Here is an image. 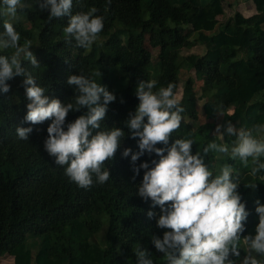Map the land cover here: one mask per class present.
I'll return each instance as SVG.
<instances>
[{
  "label": "trees",
  "instance_id": "trees-1",
  "mask_svg": "<svg viewBox=\"0 0 264 264\" xmlns=\"http://www.w3.org/2000/svg\"><path fill=\"white\" fill-rule=\"evenodd\" d=\"M224 1L73 0L72 14L94 7V15L104 21L98 39L84 49L74 38L66 42L68 17L49 20L48 9L40 7L44 0H21L23 7L15 17L3 14L0 0V34L8 21L20 34L21 46L31 41L29 50L39 67L21 57L22 67L45 89V95L75 104L78 93L67 84L68 77L84 75L95 80L116 96L100 130L118 127L125 132L114 158L103 165L110 172L109 180L100 184L93 174L92 186L81 188L65 175L67 165H57L56 157L45 149L51 120L24 121L29 102L22 86L25 77L9 80L10 91L0 92V257L9 255L13 264H137L135 251L141 248L149 252L146 259L166 264L152 242L153 236L162 239L165 230L156 227L157 217L147 216L149 210L158 213L159 206L152 208L151 199L145 201L137 194L144 170L133 179L131 154L123 156L126 148L139 150L138 138L130 137L125 121L139 104L135 92L141 81H157L154 92L172 83L176 94L181 74L193 72L194 77L188 75L183 82L182 120L168 146L175 139H191L193 154L203 155L211 142L231 149L237 137L221 135L224 130L217 132V125L226 126L227 121L237 129L264 125V0H252L258 16L242 20L250 34L240 35L235 29L234 38L228 32L229 18L217 22L225 12ZM203 23L215 27L205 30ZM196 46L202 53L181 55ZM14 51L0 50V55L10 57ZM86 111L69 112L65 130ZM17 127L32 129L27 140L18 137ZM261 133L253 131V136L264 141ZM153 159L159 157L145 153L136 165ZM259 159L264 163V156ZM204 163L213 176L225 165L232 167L249 212L244 235H254L259 222L254 202L259 199L264 204V170L251 175L252 158L245 165L239 158L232 159L230 152L210 150ZM240 250V258L232 257L236 264L245 254L243 243Z\"/></svg>",
  "mask_w": 264,
  "mask_h": 264
},
{
  "label": "clouds",
  "instance_id": "clouds-1",
  "mask_svg": "<svg viewBox=\"0 0 264 264\" xmlns=\"http://www.w3.org/2000/svg\"><path fill=\"white\" fill-rule=\"evenodd\" d=\"M3 14L15 17L18 8H22L21 0H2ZM73 0H44L41 9L47 8L48 19L68 17L64 31L67 39L74 38L77 46L90 49L103 30L102 16L94 15L97 9L72 14ZM4 32L0 34V50L14 49L9 57L0 55V92L8 93L7 83L14 77L23 76L22 86L27 113L24 121L40 124L51 120L47 128L48 139L46 151L56 157L55 163L67 165L65 175L81 188H89L93 184V174L100 184L109 180L110 172L103 170L106 161L112 160L125 132L118 127L101 131V121L105 119L108 105L116 100V96L105 86L84 75H70L67 84L74 86L78 95L75 104L62 103L59 99H49L45 89L38 85L33 75L22 67L21 57L34 67L39 62L30 51L31 41L21 46L20 34L13 24L5 21ZM157 81H141L136 88L139 100L134 113H129L125 125L130 137L137 139L138 151L131 148L123 151V156L131 154L133 179L144 170L137 194L145 201L151 199L152 208L159 206V212L149 210V218L157 217L156 227L164 229L163 237H152L158 252L163 254L166 264H236L232 257H241L240 245L245 246V254L240 264H264V204L259 199L254 203L258 214L255 234L244 235L245 223L249 216L246 204L238 191V177L233 176V169L225 165L218 175L204 163V156L210 150L228 154L232 159L239 158L247 165L251 157L254 167L251 175L255 176L264 170L260 157L264 156V141L253 136V131H264V125H256L253 129H237L231 121L225 125H217V132L237 137L231 149L227 144L211 142L200 152L193 154V140L175 139L169 145L172 133L181 124L183 108L180 98L174 93V84L160 87L153 91ZM123 102V101H121ZM87 111L67 124L69 112ZM95 130V131H94ZM32 129L17 127L20 139L27 140ZM165 147H156V145ZM145 153L155 154L153 159L136 161ZM166 153V154H165ZM151 164V166H150ZM255 189L256 185H249ZM137 264H154L146 259L149 252L138 248L135 251Z\"/></svg>",
  "mask_w": 264,
  "mask_h": 264
},
{
  "label": "rangeland",
  "instance_id": "rangeland-1",
  "mask_svg": "<svg viewBox=\"0 0 264 264\" xmlns=\"http://www.w3.org/2000/svg\"><path fill=\"white\" fill-rule=\"evenodd\" d=\"M230 3L232 4L231 1H230ZM228 4L224 3L225 12H224V14L222 16H219L217 18V22H224V21H226L229 18L230 19V23H229L228 32L231 33L233 38L236 36L235 29L237 30V32L240 33V35H241V33L242 34H250V32L248 30L243 28L244 23L242 22V20L243 21H251L250 20L251 17H248V18L244 17L243 18L238 11L235 12V10H234L235 6L234 5L229 6ZM203 27H204L205 30H211L213 27H215V24H213V23L212 24L203 23ZM231 42H235L236 43V40L231 39ZM146 47L149 49V51L152 53V55H155V53H156L155 50H151L148 45H146ZM189 53H202V48L200 46H196V47L192 48L191 50H184L181 55L183 56V55H187ZM188 75H191L192 78L194 77L193 72H191L190 74H185V73L181 74L180 84H179L178 90L176 92V95L180 99H181V95H182V85H183V82L185 81V79L188 77ZM194 90L196 92L199 91L198 82H195ZM199 104H201V101H199L198 105ZM259 136H260V138L264 139V134L261 133ZM99 236H101V238L98 237V242L102 244V235L99 234ZM12 259L13 258L10 257L9 255L2 256V257H0V264H13V260Z\"/></svg>",
  "mask_w": 264,
  "mask_h": 264
},
{
  "label": "crops",
  "instance_id": "crops-1",
  "mask_svg": "<svg viewBox=\"0 0 264 264\" xmlns=\"http://www.w3.org/2000/svg\"><path fill=\"white\" fill-rule=\"evenodd\" d=\"M230 1L232 2V4L230 3ZM224 3H229V6L234 5L235 12L238 11L243 18H253L257 15L252 0H225Z\"/></svg>",
  "mask_w": 264,
  "mask_h": 264
}]
</instances>
